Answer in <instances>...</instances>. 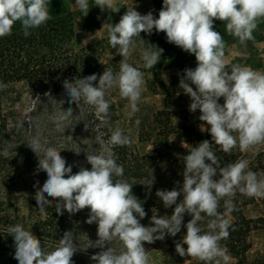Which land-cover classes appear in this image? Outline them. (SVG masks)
<instances>
[{
    "label": "clouds",
    "instance_id": "9594fccd",
    "mask_svg": "<svg viewBox=\"0 0 264 264\" xmlns=\"http://www.w3.org/2000/svg\"><path fill=\"white\" fill-rule=\"evenodd\" d=\"M48 3L49 0H0V38L10 35L16 22H20L23 35L29 36L30 29L51 19ZM75 3L87 16L88 0H75ZM95 3L102 11L110 10L113 0H95ZM262 18L264 0H163L158 18L151 11L142 15L133 7L127 8L118 23L105 22L98 31L107 32L111 48L123 57L119 72L114 74L106 68L99 77L92 74L76 78L74 82L66 79L63 87L70 98L68 102L76 103L82 113L83 100L94 106L96 116L107 123L110 102L106 93L116 87L120 96L129 101L131 112H138L145 81L143 73L127 59L136 46L133 38L140 37L142 32L151 35L155 29L166 34L168 43L194 54L196 67L184 70L179 87L191 99L190 111L198 109L199 120L210 126L207 130L212 141L225 153L230 154L237 145L241 152L247 151L264 143V72L238 64L231 65L229 70L224 59L225 43L221 33L214 30V21L225 22L227 33L246 46L247 41L254 39L253 32ZM156 49L143 50L145 68L153 69L160 61L163 49ZM6 87L0 84V89ZM220 98H223V104L218 102ZM72 115L73 109L69 107L52 117L56 131L63 132ZM135 123L139 126L140 120ZM68 138L72 139L71 136ZM95 141L101 146L100 153L86 154L91 168L80 167L76 173H73L72 165H67L61 151L44 147L48 142L42 143L39 133L31 139L29 147L36 154L43 152V159L37 155L38 170L47 174L42 187L38 182L34 185L39 210L53 206L52 200L56 201L54 207L58 215H63L64 211L75 214L89 209L86 222L98 225V239L88 245L101 249L91 257L96 264H149L144 243L163 240L166 235L175 237L181 232L186 213L192 218L184 225L186 234L182 240L175 242L176 253L209 264H221L222 259L227 264L229 257L220 241L230 235V224L218 211L220 200L228 197L224 200V208L230 212L235 210L231 198L237 191L248 197L264 198V179H258L252 170L245 171L248 169L246 160L221 167L211 150L212 143L203 140L184 156L182 186L178 190L156 192L165 208L175 205L172 214L160 217L153 214L151 225L154 226H144L140 221L147 213L132 192L133 184L123 179L124 168L117 164L113 151L114 146H131V137L116 128L107 141L99 135ZM217 175L220 178L214 179ZM152 183L153 180L150 186ZM176 183L179 185L178 181ZM206 217L208 231H203L199 225ZM8 232L14 239V258L18 264H73L72 257L78 246L72 231L65 232L51 251H45L41 240L20 224L10 226ZM114 240L122 245L119 254L110 246ZM106 244L109 246L104 250Z\"/></svg>",
    "mask_w": 264,
    "mask_h": 264
},
{
    "label": "trees",
    "instance_id": "16d2710c",
    "mask_svg": "<svg viewBox=\"0 0 264 264\" xmlns=\"http://www.w3.org/2000/svg\"><path fill=\"white\" fill-rule=\"evenodd\" d=\"M162 6L163 0H151V12L155 18H158ZM48 9L51 19L38 28L30 29L29 36L23 35L20 22H16L12 33L0 38V84L7 85L6 88L0 89V189L15 180L22 179L26 180L31 190H37L34 187L37 182L39 187L43 186L47 174L38 170L39 158H44L43 152L36 154L29 147L31 139L38 133L42 143L44 140L48 142L44 147H55L61 151V156L66 160L67 165H72L73 173H76L80 167L91 168L86 154L100 153L101 146L95 141V137L99 135L107 141L112 132L109 129L112 121V106L109 108L110 118L107 123L102 117L96 116L94 106L85 104L83 100H81L83 112L79 113V106L68 102L70 98L65 92L63 83L66 79L74 82L76 78H84L92 74H97L99 77L106 68H110L115 74L116 66L101 65L97 48L79 50L71 48L73 18L65 0H49ZM88 11L89 15L94 16L96 20L100 18V14L92 6H89ZM126 11L125 6L117 5L114 10H103L101 17L104 22L118 23ZM258 26L260 29L264 27V18L257 22ZM256 29L253 32L254 41H259L263 32ZM214 30L221 33L224 42L238 40L227 33L225 22L215 20ZM134 38L141 40L145 49L149 47L153 50H158L156 47L163 49L160 61L156 64L158 69L177 66L184 71L186 68L196 67L194 54H189L176 45L168 43L166 34L163 32H156L153 29L151 35L142 32L140 37ZM97 83L98 80L94 82V84ZM23 96L30 101L27 116L17 111V105ZM4 105H9L11 108L5 112ZM69 107L73 109V115L70 121L65 123L64 131L58 132L52 117L66 111ZM172 132L173 126L169 114L158 111L152 118L149 150L141 152L134 144L113 147L117 164L124 168L123 179L133 184L132 192L147 213L146 217L140 221L144 226H154L151 225L153 214L158 217L172 214L175 205L172 208H165L162 200L156 196V192L174 188L178 190L182 186L184 156L188 155L200 142L208 140L212 143L211 150L218 157L221 167L243 160L236 152L231 151L230 154L223 152L220 146L212 141L210 131L196 132L186 126L182 130L178 147L170 140ZM261 144L264 145V143ZM254 161L264 163V150L251 159V164H254ZM206 162L210 163V161ZM219 178V175L214 177V179ZM151 180L153 183L150 186ZM45 196L52 200L51 197H47V194ZM181 199L182 196L178 198L177 203ZM225 199L228 197L220 200L218 211L221 214H229L232 220L228 229L230 235L227 239L220 241V246L235 260L234 264H264V248L251 260L248 261L246 257L250 250V244L246 239L248 233L255 228H264V210L256 217L244 215L243 208L248 205L256 206L257 198L248 197L237 191L231 198L235 210L230 212L224 208ZM55 203L56 201L52 200L53 206H46L43 211H40L35 202L33 213L27 214L39 215L30 218L19 215L16 210L9 211V205L0 198V259L3 260V264H18L14 258V239L8 232L9 227L16 224L22 225L25 230L32 231L41 240L44 250L55 247L65 232L72 231L73 239L78 246L77 252L72 257L73 264H96L91 257L101 249L88 247V245L98 239V225L90 224L91 229L88 233L81 231L67 211H64L63 215L55 212ZM89 212L90 210L85 208L78 214H89ZM191 218V215L187 213L184 215L181 232L178 233L182 238L186 234L184 225ZM207 220L206 217L199 225L203 231H208ZM108 246L106 244L104 250ZM110 246L119 254L122 245L118 240L112 241ZM183 246L187 247V245ZM186 257L189 256L181 257L176 253L175 245H172L160 264H183ZM193 264H209V262L194 258Z\"/></svg>",
    "mask_w": 264,
    "mask_h": 264
},
{
    "label": "rangeland",
    "instance_id": "374dc122",
    "mask_svg": "<svg viewBox=\"0 0 264 264\" xmlns=\"http://www.w3.org/2000/svg\"><path fill=\"white\" fill-rule=\"evenodd\" d=\"M65 4L73 18V36L70 42L71 48L74 50H79L81 48H97L99 52V63L105 66L109 64L115 65L117 69L116 73H118L120 61L123 57L117 54L116 49L111 48L108 43L107 32H98L105 22L101 17L103 11L95 3V0H88V4L100 14L98 20H96L94 16L89 15V12L87 16H85L76 5L75 0H65ZM117 5L125 6L126 10L127 8L133 7L142 15L151 11V0H113L111 9H116ZM109 22L115 24L113 21ZM256 30H262L263 35L261 38L259 37V41H254L255 37L253 40L247 41L246 46L241 45L239 40L229 43L224 42V59L229 66V70L231 65L238 64L254 71L264 72V27L260 29L258 26ZM133 39L135 40L136 46L131 56L127 59V62L143 73L145 81L141 98L138 101L139 111L132 113L129 107V101L120 96L118 88L113 87L106 93V99L110 102V106H112V121L109 124V129L114 131L116 128H120L124 134L131 137L133 141L132 144L141 152L150 149L149 135L152 126V118L158 111H165L169 114L170 122L173 126L170 140L177 147L181 142L182 130L186 126L191 127L196 132H208L207 129H209L210 126L203 125L205 122L199 120L201 113L198 109L195 112L190 111L189 106L191 99L179 87L180 79L183 77L184 71L177 66L158 69L155 65L153 69L145 68L142 59V53L145 47L141 40ZM193 88L195 89L194 85ZM218 102L223 104V98H220ZM29 107V99L23 96L17 105V111L23 116H27ZM10 108L9 105H4L5 112ZM137 119L140 120L139 126L135 123ZM263 150L264 145L258 144L254 147H250L244 152H241L237 145L231 151L238 153L240 155L239 158L248 162V169L245 171L252 170L257 174L258 179H264V163L260 164L258 161H254V164H251L250 162L252 158H255V156L260 154ZM36 191L37 190H31L29 188L26 180H15L0 189V198L9 205V211L12 212L16 210L21 216L34 218L39 214L27 213H33L34 211L33 205L36 202L34 198ZM256 198L258 201L256 206L248 205L243 208L246 217H256L264 210V198ZM69 215L75 220L76 224L79 225L81 231L85 233L90 231V224L86 222L89 214L76 213ZM222 215H224L229 223L231 222L232 219L229 214L225 213ZM246 239L250 244V250L246 254L247 260L249 261L264 248V228H255L251 230ZM180 240H182V237L177 234L175 237L166 235L163 240H156L151 244L145 242L144 247L147 250L149 264H160L165 255L169 252L171 246L175 245V242ZM53 248L54 247H50L45 251H51ZM221 248L225 250L223 247ZM227 255L229 257L227 264H234L235 260L228 253ZM193 262V257H186V259L183 260V264H193ZM0 264H3L2 259H0ZM221 264H224L222 259Z\"/></svg>",
    "mask_w": 264,
    "mask_h": 264
}]
</instances>
